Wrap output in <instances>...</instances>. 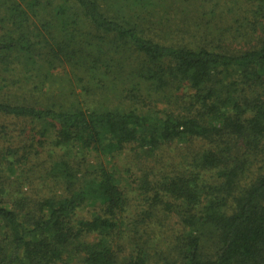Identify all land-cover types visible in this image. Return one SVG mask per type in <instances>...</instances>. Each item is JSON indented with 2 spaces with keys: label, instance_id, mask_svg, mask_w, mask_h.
Returning <instances> with one entry per match:
<instances>
[{
  "label": "trees",
  "instance_id": "trees-1",
  "mask_svg": "<svg viewBox=\"0 0 264 264\" xmlns=\"http://www.w3.org/2000/svg\"><path fill=\"white\" fill-rule=\"evenodd\" d=\"M153 2L0 0V264H264V0Z\"/></svg>",
  "mask_w": 264,
  "mask_h": 264
},
{
  "label": "rangeland",
  "instance_id": "rangeland-1",
  "mask_svg": "<svg viewBox=\"0 0 264 264\" xmlns=\"http://www.w3.org/2000/svg\"><path fill=\"white\" fill-rule=\"evenodd\" d=\"M198 1V0H197ZM196 0H154L151 19L153 22L158 23V27L156 28L157 31L163 32L164 34H168L172 32V34L177 39H184V40H192L195 38L193 36V29L191 27H187L189 23L192 22L193 16H195L194 11V3ZM196 23V22H195ZM193 25V24H192ZM222 27L223 25L219 22L217 25H214L213 27ZM237 26V25H236ZM162 27V29H161ZM238 27V26H237ZM180 28V29H179ZM198 33L196 37H199ZM242 34V33H240ZM201 38H210L211 35H203L201 34ZM247 38H243L242 35L238 37V39L234 42V45L240 46L247 41ZM80 71L72 69V67L68 65H64V67H59L57 70H55V79L57 81V85L59 81H62L63 84L61 88H56V85L53 87L54 95L60 92H69L71 89H73L77 94H81L82 90L80 88V82H78V76ZM85 94V93H83ZM53 95V96H54ZM48 97H51L52 94L47 93ZM85 97V96H83ZM57 98V97H56ZM109 99L113 103H117V98L111 94L109 96ZM83 100V99H81ZM157 108L161 109L164 106H167L164 102H158ZM153 106V103L146 104V106ZM3 124V123H2ZM1 124V125H2ZM28 130V129H27ZM134 154L129 153L127 151L122 157H119L118 166H119V172L122 179H129V183L131 182V177H129L123 170L124 169H130L132 171V174L139 170V163L133 158ZM133 180V179H132ZM84 208L82 210L83 215H88V210Z\"/></svg>",
  "mask_w": 264,
  "mask_h": 264
}]
</instances>
